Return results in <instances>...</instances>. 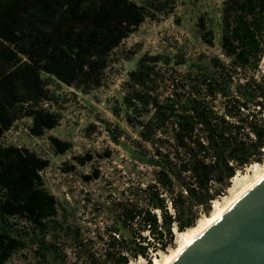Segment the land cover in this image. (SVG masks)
I'll list each match as a JSON object with an SVG mask.
<instances>
[{"label":"trees","instance_id":"1","mask_svg":"<svg viewBox=\"0 0 264 264\" xmlns=\"http://www.w3.org/2000/svg\"><path fill=\"white\" fill-rule=\"evenodd\" d=\"M175 7L176 0H0V264L16 255L23 264L151 259L212 211L239 170L264 160V0H223L224 56L138 57L111 104L134 134L104 125L127 160L115 178L98 166L82 176L101 181L96 194L60 200L41 174L48 158L2 143L23 118L34 136L55 128L61 114L49 104L60 96L51 85L100 87L124 39ZM202 21L200 34L213 45ZM50 141L56 154L72 147ZM93 158L74 156L80 165Z\"/></svg>","mask_w":264,"mask_h":264},{"label":"rangeland","instance_id":"2","mask_svg":"<svg viewBox=\"0 0 264 264\" xmlns=\"http://www.w3.org/2000/svg\"><path fill=\"white\" fill-rule=\"evenodd\" d=\"M135 1L142 2V0ZM222 2L223 0H176V7L170 15L155 13V17H147L113 51L105 71L103 85L86 91L60 82L51 85L60 96L56 103L49 104L52 110L61 114L59 124L55 128L47 130L43 136H34L29 131L31 120L23 118L4 134L2 143L25 147L48 158L50 165L41 174L45 187L60 200L63 197L80 200L84 198L86 192L96 194L101 187V181L84 182L82 176L98 166L105 176L108 175L112 179L117 169L125 164L123 160H127L125 151L113 142L111 135L105 130V121L120 123L127 134H134L132 129L111 111V104L118 96L128 72L135 66L138 57L145 52L166 53L171 56L201 54L224 56L220 47ZM201 17L206 27L214 31L213 45L205 41L200 34ZM50 136L69 141L72 144L71 149L64 154H56ZM106 150L111 152V156H104ZM86 152L92 153L94 158L91 162L80 165L74 156ZM65 163L72 164L74 170L69 171L70 167ZM263 170L264 160L251 163L243 170H239L235 175L236 178H232L226 193L213 202L212 211L203 214L201 218L210 215L216 203L223 206L229 198L241 190L245 183ZM174 243V246H169L165 251H157L151 259L140 257L134 263L156 264V259L162 260L166 254L180 245L178 231ZM7 264H23V262L16 255Z\"/></svg>","mask_w":264,"mask_h":264},{"label":"water","instance_id":"3","mask_svg":"<svg viewBox=\"0 0 264 264\" xmlns=\"http://www.w3.org/2000/svg\"><path fill=\"white\" fill-rule=\"evenodd\" d=\"M170 264H264V176Z\"/></svg>","mask_w":264,"mask_h":264},{"label":"bare ground","instance_id":"4","mask_svg":"<svg viewBox=\"0 0 264 264\" xmlns=\"http://www.w3.org/2000/svg\"><path fill=\"white\" fill-rule=\"evenodd\" d=\"M264 176V170L256 175L255 178L248 181L243 185L240 191L235 193L231 198H229L223 206L215 204V209L208 215L200 218L196 225L188 228L185 231L178 232L181 243L180 245L173 249L170 253L166 254L162 260L156 259V264H170L181 252L182 250L201 232H203L209 225H211L222 213H224L243 193H245L250 187H252L257 181H259ZM236 176L233 177L235 179ZM237 183V182H236ZM215 201V200H214Z\"/></svg>","mask_w":264,"mask_h":264}]
</instances>
